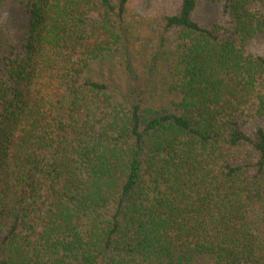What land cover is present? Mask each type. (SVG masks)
Instances as JSON below:
<instances>
[{
	"label": "trees",
	"instance_id": "trees-1",
	"mask_svg": "<svg viewBox=\"0 0 264 264\" xmlns=\"http://www.w3.org/2000/svg\"><path fill=\"white\" fill-rule=\"evenodd\" d=\"M205 1L219 21L180 0L148 61L167 54L170 105L107 67L128 0H20L18 28L0 22V264H264V55L246 47L264 8Z\"/></svg>",
	"mask_w": 264,
	"mask_h": 264
},
{
	"label": "rangeland",
	"instance_id": "rangeland-1",
	"mask_svg": "<svg viewBox=\"0 0 264 264\" xmlns=\"http://www.w3.org/2000/svg\"><path fill=\"white\" fill-rule=\"evenodd\" d=\"M179 5L180 0H128L135 28L129 43L112 54L113 62L107 66L113 69L114 80L121 83L120 88L126 86L128 90L130 83L138 81L147 98H152L156 104L170 105L171 96L165 91L164 85L169 68L165 61L168 56L160 52L156 66L151 68L148 61L160 48L170 51L173 47L176 33L172 30L164 31L163 17L175 13ZM259 6L264 8V0L259 1ZM220 13V3L199 0L194 17L202 26L210 27L219 21ZM21 18L20 0H7L0 4V22L2 25L6 24L2 27L4 31L8 27L13 31L18 28ZM16 37L18 38V31ZM246 47L250 53L264 55V36H255L247 42ZM126 62H129L130 69L126 68ZM240 122L244 128L250 129L258 119L248 112L240 117Z\"/></svg>",
	"mask_w": 264,
	"mask_h": 264
}]
</instances>
